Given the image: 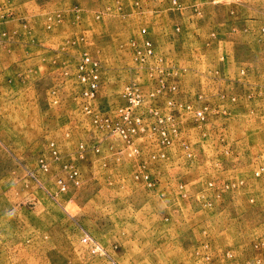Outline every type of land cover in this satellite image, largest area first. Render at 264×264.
<instances>
[{
  "label": "rangeland",
  "instance_id": "obj_1",
  "mask_svg": "<svg viewBox=\"0 0 264 264\" xmlns=\"http://www.w3.org/2000/svg\"><path fill=\"white\" fill-rule=\"evenodd\" d=\"M0 264H264V0H0Z\"/></svg>",
  "mask_w": 264,
  "mask_h": 264
},
{
  "label": "built area",
  "instance_id": "obj_2",
  "mask_svg": "<svg viewBox=\"0 0 264 264\" xmlns=\"http://www.w3.org/2000/svg\"><path fill=\"white\" fill-rule=\"evenodd\" d=\"M87 66L90 67L91 74L87 73ZM92 66L95 64L87 57L83 58L81 63L79 64V71L81 72V80L87 83L88 90L85 92V95H93L97 88L98 77L96 74H92L94 69ZM87 237L83 239V242H87Z\"/></svg>",
  "mask_w": 264,
  "mask_h": 264
}]
</instances>
